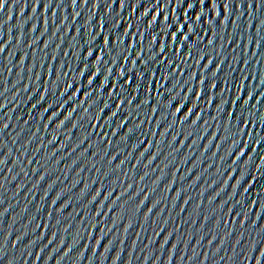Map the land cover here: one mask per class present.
Wrapping results in <instances>:
<instances>
[{"label":"water","instance_id":"95a60500","mask_svg":"<svg viewBox=\"0 0 264 264\" xmlns=\"http://www.w3.org/2000/svg\"><path fill=\"white\" fill-rule=\"evenodd\" d=\"M188 3L193 7L189 8ZM225 4H228V10ZM197 15L201 16L200 21L196 20ZM153 16H156L155 21ZM164 16L168 19L165 20ZM225 16L228 21L222 28L221 21ZM101 19L106 22L103 31L99 27ZM185 20L189 25L184 30L189 35L187 43L193 47L192 55L186 60L187 48L177 54L176 45L170 38V33ZM117 21L119 26L114 35H121L124 30L129 32L124 38V48H128L133 36L136 37L135 46L129 50L131 55L127 62L119 60L113 66L112 57L105 54L99 76L93 85L88 86L87 78L94 69L93 62L98 54L94 51L88 60V71L84 77H79L84 49L87 48L84 41L89 36V23L91 34H99L96 44L102 46V36ZM33 24L35 31L32 30ZM129 24L132 27L127 29ZM77 27L80 28L78 37ZM112 27L115 28L114 25ZM140 32L144 34L143 42L139 38ZM153 35L156 36L155 42L152 41ZM177 35L178 39H183L179 31ZM209 39L213 40L212 45L207 44ZM161 43L165 45L163 53L159 52ZM0 47L4 49L0 52V161L3 162L0 163V264H256L264 250V128L261 127L264 123V0H204L203 5L199 0H124L123 8L121 0H75V4L72 0H8L0 10ZM141 48V59H137L135 53ZM201 52L206 55L197 64ZM169 54L174 65L168 71L176 72L173 81L179 79L182 88L175 90L179 96L171 107L165 109L170 98L166 91L170 82L166 83L161 74L167 67L164 58ZM150 55L156 56V63L149 61L148 68L157 71L150 103L141 110L134 108L145 96L149 79L146 70L144 83L133 106L126 102L105 125L104 121L116 110L120 98L115 93L109 95L119 69L123 67L125 78L131 75L135 81L136 74L144 67L141 60ZM133 59L137 60L136 69L129 72ZM208 59H212L213 64L205 72L203 66ZM221 59L224 60L222 65L219 64ZM61 62L64 63L62 74L66 75L52 89L51 84ZM217 65L220 70L212 81L211 72ZM107 66H113V73L108 85L101 88L100 82ZM49 67L52 68L51 78L47 76ZM181 72L183 76L179 75ZM192 72L196 73L191 85L193 92L188 94L185 108L177 114L176 124L169 127L171 112L187 94L189 85L183 82ZM201 73L208 75L209 79L202 98L196 100ZM242 77H246L243 82ZM123 79L120 80L121 85ZM77 80L80 93L60 107L76 90ZM68 82L73 87L61 95L64 84ZM211 82L217 83L218 88L210 89L208 85ZM159 84L164 85L160 90L164 94L157 101L156 86ZM238 88H242L241 93ZM45 89H49L48 94L37 104ZM249 91L252 92L251 100L248 105H243ZM83 92H91L92 96L77 107L84 100ZM210 95L214 97L211 103ZM237 96L240 99L235 109L231 108ZM97 97V104L84 117V108ZM222 99L227 103L218 111ZM105 101L110 107L96 124L97 131H92V121ZM33 104H36L35 108ZM49 104L52 107L45 112ZM157 104V114L150 115V109ZM192 104L196 105L193 114L181 124L184 112ZM243 107H247L242 113L247 119V127H244V118L239 125L235 124ZM73 108L76 110L72 117L63 127L57 128L59 121ZM52 112L58 115L49 122ZM197 112L201 119L192 125ZM228 112H233V116H228ZM162 116L166 118L161 119ZM122 120L126 121L125 125L112 135ZM230 120L235 129L243 127L244 133L221 144L224 126ZM76 121L80 122L79 125L72 128ZM5 123L7 128L3 127ZM135 125L140 127L135 128ZM128 127L135 130L127 141L121 143L120 136L127 132ZM165 128H168L167 132ZM189 130L193 134L184 140ZM214 131L217 137L204 151ZM89 132V139L80 143L81 133L87 135ZM162 133L164 142L158 144ZM101 135L105 137L103 143L89 148L88 145L98 141ZM173 135L177 137L174 143ZM233 139H238L239 144L232 148L231 155L226 156ZM140 140L143 143L133 149ZM194 140L197 141L195 144L192 143ZM149 144L151 147L141 158L140 152ZM157 146L159 155L148 164ZM241 148L244 155L236 161ZM113 155L116 159L110 166L108 160ZM221 157L225 159L221 160ZM138 159L140 163L137 165ZM121 160H125L124 164L115 170V165ZM110 167L113 171L106 176ZM144 172L148 175L141 181L140 176ZM241 173L244 180L233 195V186ZM230 174L232 178L228 179ZM41 175L44 176L42 181L39 179ZM158 177L162 179L157 180ZM172 180L175 182L169 189L168 184ZM221 187L224 191L209 203ZM98 188L100 195L89 203ZM178 189H183L179 198L176 197ZM110 191L112 194L109 196ZM121 192H124L123 196ZM118 196L119 200L116 199ZM145 196L148 199L137 208ZM188 197L191 199L184 205ZM241 199L242 203L239 202ZM154 203L156 206L152 208ZM182 206L184 211H181ZM230 207L232 214H228ZM149 208H152L151 213H148ZM98 211L100 214L96 215ZM236 212L240 215L236 216ZM146 213L147 221L144 219ZM258 213L260 219L257 221ZM206 215L209 219L205 224ZM245 216L247 220L241 227ZM218 217L220 227L217 229L215 221ZM129 223L131 227L125 231ZM241 235L243 238L237 244ZM260 264H264V258H260Z\"/></svg>","mask_w":264,"mask_h":264},{"label":"snow or ice","instance_id":"6c2138e0","mask_svg":"<svg viewBox=\"0 0 264 264\" xmlns=\"http://www.w3.org/2000/svg\"><path fill=\"white\" fill-rule=\"evenodd\" d=\"M8 0H0V10H2L4 8V5L5 3H7ZM72 3L75 4V0H72ZM199 3L201 5H203L204 3V0H199ZM213 5L216 7V4L213 3ZM124 6V0H121V8H123ZM188 7L191 8L193 7V5L191 3H188ZM225 9L228 10V4H225ZM33 12H35V8H33ZM76 15H79V13H76ZM157 15H159V13H157ZM185 15L187 16V13H185ZM216 15L219 16V12H216ZM11 17H9L10 19ZM164 19L167 20L168 17L167 16H164ZM201 19V16L200 15H197L196 16V20L197 21H200ZM156 20V16H153V21ZM227 21H228V17L225 16L224 19L221 21V27L223 28L224 25L227 24ZM211 23H213L211 21ZM45 24L47 25V21H45ZM115 26V28H113L112 26ZM119 26V22H114L112 23L111 27L110 28H107V31L105 32V34L102 36V46H99L96 44V40H97V37H98V33L96 35H92V28H91V25L89 23V26H88V33H89V36L88 38L84 41L85 44H87V48L84 49L85 51V55H84V63L79 71V77H84L85 76V73L88 71V60L89 58H91L93 56V53L94 51L95 52H98V54L95 56V60H94V69L91 73V75L88 76L87 78V85L88 86H91L93 85L94 81L97 79V77L99 76L100 72H101V68H100V65L101 63L104 61V56L105 54L107 55H110L112 57V60H111V63L112 65L114 66L117 61L119 60H123L124 62H127L128 61V57L131 55V52L129 51L131 48H133L135 46V40H136V37L133 36L132 38V42L129 44L128 48H124L123 47V44H124V38L128 36L129 32L128 31H125L121 34V35H114L115 33V30L116 28ZM187 26V29L189 27L188 25V21L185 20L184 23L180 24L179 27L175 30V31H172L170 33V38H171V41L173 42V44L176 45V48H177V54L180 53L181 49H185L187 48V52L184 56V59L186 60L188 56H191L192 55V48L193 47H189V44L187 43L188 40H189V35L187 32H185V27ZM35 24H33L32 26V30L35 31ZM100 29L103 31L105 30L106 28V22L104 21V19H101V22H100V25H99ZM132 27L131 24H129L127 26V29H130ZM195 29L192 30V33L194 32ZM139 28H137V32H139ZM177 31H179L180 33V36L183 37V39L179 38L178 39V35H177ZM76 33H77V37L80 35V28L77 27L76 28ZM43 35V33H41ZM216 33L215 31H213V36H215ZM140 40L141 42H143V39H144V34L143 32H140ZM198 40L200 39L199 37H197ZM74 41L76 40V37L73 38ZM152 41L155 42L156 41V36L153 35L152 36ZM207 44L208 45H212L213 44V40L212 39H209L207 41ZM152 45H149L148 48L151 49L152 48ZM47 43L45 44V47L47 48ZM77 47H82L81 45H77ZM257 47H259V44H257ZM3 47H0V52H3ZM142 51H143V48H141V51H138L135 53L136 55V58L137 59H141V54H142ZM159 52L160 53H163L165 52V45L163 43H161L159 45ZM205 55L206 53L204 52H201L199 54V58L197 59L196 63L199 64L200 60H203L205 58ZM171 57V54H169V57H165L164 59L166 60V64L167 67L165 69V71L161 74L163 76V80L167 83V82H170V86L166 89L167 93L169 94V99L167 101V103L165 104V109L169 108L172 106V103L174 100H176L177 96H179V92L178 91H175L178 87H181L182 88V83L179 79H175L173 81V77L176 76V72L173 70V71H168L169 68H173V65H174V61L170 58ZM77 58H79V51L77 52ZM53 59L55 60V54L53 55ZM149 61H151L153 64L156 63V56L155 55H150L147 59H142L141 60V63L144 65L143 68H141L139 70V72L136 74V79L135 81L132 79L131 75H129L127 78H125V69L123 67H121L119 69V72H118V75L116 77V81L114 82V85H113V91L109 93V95H112L113 93L119 95V100L116 104V110L115 111H112L111 114L108 116V119L104 121V124L107 125L109 124V122L112 120L113 117H115L117 115V112L122 110V105H124L126 102L127 104L132 107L133 106V102L137 100V96L139 95V92L141 90V85L144 83V74H145V71L147 70L148 72V76H149V79L147 81V87L145 88V96L143 98V100L139 103H136L134 105V108L137 109V110H141L143 106L145 105H148L150 103V99H149V96L150 94L153 92V80L156 78L157 76V71L156 70H153V69H149L148 68V64H149ZM184 60H181V63H183ZM24 63V59L22 58L21 59V64ZM224 63V60L221 59L219 61V64L222 65ZM136 64H137V60L136 59H133L131 61V69H129V72H132L134 69H136ZM213 64V61L212 59H208L207 60V63L204 64V69H205V72H207L208 68L210 65ZM35 66V62L33 64V67ZM113 66H107L106 67V74L104 75L103 77V80L100 82V87L103 88L104 86L108 85V82H109V77L112 75L113 73ZM41 67H43V60H41ZM64 69V63L61 62L59 64V67L57 68L56 70V74H55V80L52 82L51 84V88L52 89H55L56 86L59 84V82L64 79V75L66 74H62V71ZM31 71V68L29 69ZM219 65L216 66V70L215 71H212L211 72V78H212V81L216 79V76H217V72L219 71ZM180 76H183L184 73L181 72L179 73ZM47 76L49 78L52 77V68L49 67L48 69V72H47ZM121 78H124L123 79V84L121 85L120 84V80ZM196 78V73L195 72H192L188 75V78L186 81H184L183 83H186L189 85V87L187 88L186 90V95L183 97V99H181L179 101V103L177 104V106L174 108V110L171 112V116H172V121L170 122L169 124V127H172L176 124V116L177 114L181 113L182 109L185 108V101L188 100L189 98V95L188 94H191L193 92V88H192V81ZM37 79H39V74L37 75ZM209 77L208 75H206L205 73H201V76L199 78V82H198V86L196 88V92H195V99L196 100H200L203 96V91H204V86H205V83L206 81H208ZM246 79V77H242L241 80L243 82V80ZM77 83V88L74 92L71 93L70 96H67L66 99L60 104V107H63V104L64 103H67L68 100H72L75 98V96L80 93V82L79 80L76 81ZM262 83H264V81H262ZM133 84H135V87H131ZM226 85H227V80H225V88H226ZM117 86H118V92H117ZM209 88L210 89H217L218 88V85L217 83H210L209 85ZM73 87V84L71 82H68V83H65L64 86H63V91L61 93V95H64L65 93H68L69 92V89H71ZM131 87V92H129V88ZM157 89H158V94L156 96V100L159 101L160 100V97L164 94L163 91H160V90H163L164 89V85L163 84H159L156 86ZM48 91L49 89H45L44 92L41 93L40 95V98L39 100L36 101V103H40L41 101H43L45 99V96L48 94ZM237 91H239L240 93L242 92V88H238ZM83 97H84V100L80 102V104L77 105V107H80L83 105L84 101H88L89 98L92 96V93L91 92H83L82 93ZM221 96H223V93H220ZM251 97H252V92L249 91L248 93V99H245L243 101V105H248L249 103V100H251ZM213 96H209V103H211V101L213 100ZM29 99H31V97H29ZM98 99L99 97L95 98V99H91L90 102L88 103V107L84 108V117H87L88 114H89V109L92 108L94 105L97 104L98 102ZM240 99V96H237L235 97V99L232 101V106L231 108H234L235 109V106H236V102L239 101ZM223 102V103H222ZM227 103L226 100H221L219 105H218V111H221V109L224 108V105ZM195 104H192L191 107H188L187 110L184 112L181 120H180V123L181 124H184L186 121L189 120V117L193 114V108H195ZM33 108L36 107V104H33L32 105ZM52 107V104H49L47 105V107H45L44 111L47 112L50 108ZM110 107L109 103L107 101H105L102 106L98 109V111L96 112V115H95V119L94 121H92V131H97L96 129V124L99 123L100 121V117L105 113V110L108 109ZM158 107L159 105H154L151 109H150V115H155L157 114L158 112ZM76 110V108H73L72 111H69L67 113V115L64 116L63 119H61L59 121V123L56 125L57 128H61L63 127V125L65 124V122L72 117L73 115V112ZM247 110V107H243V108H240V111H239V114H238V117L236 118L235 120V124L236 125H239L241 123V118H244V115H242V113H245V111ZM143 114V113H141ZM58 115L57 112H52L50 117H49V122H51V120L53 118H55L56 116ZM228 116H233V112H228ZM41 117H43V113H41ZM166 118L165 116H162L161 119H164ZM216 117H213V119H216ZM201 119V115L199 112H197L196 116H195V119L191 121V124L192 125H195L199 120ZM79 121H76L73 123L72 125V128H76L78 125H79ZM126 121L125 120H122L120 125L117 126V128L113 131L112 135H116L117 132L119 131V128L120 127H123L125 125ZM157 126L160 125V121L158 120L157 122ZM4 128H7L8 125L7 123H5L3 125ZM45 127H47V124L45 125ZM140 125H135V128H139ZM244 127H247V119L244 118ZM261 127L264 128V123L261 124ZM134 127H128L127 128V132L120 136V141L121 143L127 141L129 139V137L132 135V133L134 132L135 130ZM219 130V129H218ZM165 132L168 131V128H165L164 129ZM223 132H224V136L221 137V144L224 143L225 140L227 139H230L231 137H234L236 135H240L242 136L243 133H244V128L243 127H240L239 129H235L234 126H233V122L230 120L228 122V125L227 126H224V129H223ZM193 133L192 131H187L184 135V140H187L189 136H191ZM91 135V133L89 132L87 135H85L84 133H81V141L80 143H83L84 140H87L89 139V136ZM153 135H155V133H153ZM217 137V132H213L212 133V139H210L208 141V145L205 146V149L204 151H207L208 149V146H210L212 144V140L213 139H216ZM56 137L54 136L53 137V140H55ZM105 137L103 135L100 136L99 140L98 141H94L93 143H90L88 145L89 148L93 147L94 145H99L100 143H103ZM177 137L176 135H173L172 136V142L174 143L176 141ZM164 142V134L162 133L161 134V137H160V141L158 142V144H162ZM197 141H192L193 144H195ZM143 143V140H140L137 144L133 145V149L139 147V144ZM257 143H259V141H257ZM237 144H239V140L238 139H233L232 140V143H231V147H229V151L228 153H226V156L227 155H231L232 154V148L235 147ZM79 146V145H77ZM110 146V144H109ZM151 147V144H149L148 148H144L143 151L140 152V157L142 158L146 152H148L149 148ZM181 147H183V141H181ZM75 150V149H73ZM217 150H219V145H217ZM85 151H87V149H85ZM107 151V149H105V152ZM84 153L82 152L81 153V156H83ZM159 155V146H157V151L156 153H154L152 155V157L148 160V164H151L153 162V160L156 159V157ZM213 155H215V153H213ZM244 155V149L241 148L239 153L236 155L235 159L236 161L240 160L241 156ZM103 159V158H101ZM116 159V156L113 155L109 160H108V164L111 166L112 164V161ZM126 159V158H125ZM225 159V157H221V160ZM125 160H121L119 164L115 165V170H119L120 167L124 164ZM0 163H3L2 161H0ZM137 165L140 163L139 159L137 160ZM235 163V161L233 162ZM165 167H167V165H165ZM111 171H113V169H111V167L109 168L108 172L105 173V175H109L111 173ZM233 174H234V171H233ZM148 175V172H144L141 176H140V180L143 181L145 176ZM175 175V173H173V176ZM232 178V174L229 175L228 179H231ZM41 181L44 180V176L41 175L40 178H39ZM159 179H162V177H158L157 180ZM197 179H199V176H197ZM244 180V174L241 173L239 175V178L236 180V183L235 185L233 186V192L232 194L235 195L236 193V189L239 187V185L241 184V182ZM175 181L172 180L169 182L168 184V188L170 189L172 187V184L174 183ZM113 183H115V180H113ZM193 183H195V181H193ZM224 184L226 185L227 184V180L224 181ZM51 187V185L49 186ZM129 188H131V184L128 185ZM127 191V190H125ZM183 191V189H178L177 192H176V197L179 198L180 195H181V192ZM224 191V188L221 187V189L215 193V195L213 197L210 198L209 200V203L212 202V200H215L216 196H219L221 192ZM244 191H247V188L244 189ZM112 193L111 191L108 193V195L110 196ZM203 193H201L202 195ZM100 195V189L98 188L96 190V193L91 197V200L89 201V203H91L92 201H95L97 196ZM121 196L124 195V192H121L120 194ZM107 197H105L106 199ZM134 198V197H133ZM117 200L120 199V196H118L116 198ZM148 197L145 196L144 199H142L139 204L137 205V208H139L141 205H143V203L145 202V200H147ZM191 199V197H188L184 200V205H187L189 200ZM240 203L243 202V200L241 199V201H239ZM53 204L56 203L55 200H53L52 202ZM115 203V201L113 202ZM173 203H175V201H173ZM65 206H67L65 204ZM155 203L152 205V208H155ZM199 203L196 205V208L198 209L199 208ZM222 207V205H221ZM262 207H264V205H262ZM152 208H149L148 209V213H151L152 212ZM63 209H61L62 211ZM181 211H184V207L182 206L181 207ZM195 212V210H194ZM148 213L145 214V217L144 219L147 221L148 220ZM233 213V209L230 207L228 209V214H232ZM99 211L96 213V215H99ZM134 214V213H133ZM192 215V214H190ZM198 215V214H197ZM236 216H239V212H236L235 213ZM209 217L206 215L204 217V221H205V224L207 223ZM260 219V214L258 213L257 216H256V220L258 221ZM247 220V216L244 217L243 220H241V227H243V224L246 222ZM57 223H59V221H57ZM193 223H195V217H193ZM253 223L255 224V221H253ZM131 227V223H129V225L125 228V231L128 230V228ZM204 227V224L201 225V228ZM215 227L218 229L220 227V218L218 217L215 221ZM169 235H171V233H169ZM202 238V237H201ZM243 238V236L241 235L240 237H238L236 243L239 244L240 243V240ZM167 237H165V242H167ZM213 239H215V236H213ZM97 243H99V240L97 241ZM209 243H211V241H209ZM175 247V246H173ZM260 258H264V250L261 251L260 253ZM260 258L257 259L256 261V264H260ZM169 260H171V257H169Z\"/></svg>","mask_w":264,"mask_h":264}]
</instances>
